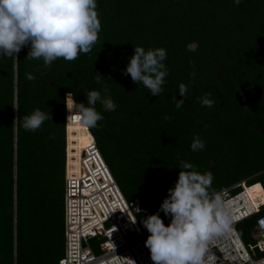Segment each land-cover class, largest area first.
Segmentation results:
<instances>
[{
    "label": "trees",
    "instance_id": "trees-1",
    "mask_svg": "<svg viewBox=\"0 0 264 264\" xmlns=\"http://www.w3.org/2000/svg\"><path fill=\"white\" fill-rule=\"evenodd\" d=\"M96 3L101 29L88 53L47 67L25 58L27 46L17 59L0 56V264H58L64 256L66 137L77 174L80 135L94 137L116 181L123 187L120 171L134 184L128 199H140L144 215L157 210L180 161L211 172L212 193L264 184V0ZM134 46L166 49L158 96L123 72ZM180 84L186 93L177 108ZM90 90L110 95L115 110L97 103L98 126L73 123L66 134V94L86 105ZM206 93L211 107L200 103ZM37 108L51 120L26 131L23 116ZM194 137L203 150H191ZM263 207L238 223L241 234Z\"/></svg>",
    "mask_w": 264,
    "mask_h": 264
},
{
    "label": "clouds",
    "instance_id": "clouds-1",
    "mask_svg": "<svg viewBox=\"0 0 264 264\" xmlns=\"http://www.w3.org/2000/svg\"><path fill=\"white\" fill-rule=\"evenodd\" d=\"M233 2L239 4L240 0ZM96 7V0H0V56L17 59L21 48L27 46L25 58L42 59L47 67L57 58L71 61L81 53H88L97 42L101 29ZM165 58L166 49L163 47L146 50L142 46H134L123 72L130 75L134 84L141 83L150 95L158 96L168 75ZM27 78L34 79L31 74ZM104 91L107 92V89ZM185 93L186 86L180 84L178 94L182 99L173 97L177 108L183 103ZM84 94L86 105L77 102L71 91L68 92L66 98L71 99L65 103L66 108L70 114L75 109L77 123L89 129L95 128L97 122L103 119L102 112L95 105L99 103L103 111L110 112L115 110L116 104L110 95H102L98 90ZM200 103L211 107L213 100L206 93ZM164 118L169 119L168 116ZM46 120H51V114L37 108L23 116L22 127L26 131H35ZM189 146L192 151H198L203 150L205 144L194 137ZM177 167L180 169L177 179L166 190L167 194L157 210L146 216L141 215L140 223L148 233L144 245L149 250L152 264H205L207 241L230 227L229 209L222 198L215 194L223 189L214 193L209 191L211 172L200 173L194 165L185 161H180ZM241 182L247 189L245 181ZM237 186L241 187L239 193L243 186ZM133 209L138 213L143 211L138 207ZM260 211H252L245 218ZM160 212L168 219L167 224ZM245 218L237 221L239 235L238 223ZM135 221L132 220L133 223ZM256 250L264 255V251Z\"/></svg>",
    "mask_w": 264,
    "mask_h": 264
},
{
    "label": "built area",
    "instance_id": "built-area-1",
    "mask_svg": "<svg viewBox=\"0 0 264 264\" xmlns=\"http://www.w3.org/2000/svg\"><path fill=\"white\" fill-rule=\"evenodd\" d=\"M79 165L80 174H70L66 161L65 254L58 264H130L136 259L152 264L144 245L148 233L133 209H142L141 201L122 194L94 138L81 150ZM238 185L243 190L237 194L227 188L215 193L226 203L231 223L227 231L207 241L205 264H264V255L255 256L257 248L264 251V216L257 219L260 238L252 245L246 246L236 229L237 221L260 211L264 201L256 205L247 198L244 183ZM90 239L99 240V253Z\"/></svg>",
    "mask_w": 264,
    "mask_h": 264
},
{
    "label": "rangeland",
    "instance_id": "rangeland-1",
    "mask_svg": "<svg viewBox=\"0 0 264 264\" xmlns=\"http://www.w3.org/2000/svg\"><path fill=\"white\" fill-rule=\"evenodd\" d=\"M68 99H67V102H68ZM67 123H68V110L66 111V126H67ZM81 135H82V133H81ZM81 135H80V137H81ZM67 142H68V139H67ZM83 142H86V140H83ZM89 144L90 143L87 142L85 145L81 146V148H85V147L89 146ZM66 157H67V161L69 162L68 151H66ZM113 164H115V163H113ZM118 171H119V169H118ZM69 173H70V170H69ZM119 175L121 177L120 179L123 182L122 183L123 184V187H122L120 185V183L118 182V180H117L118 185H119V188H120L122 194L125 196V198L128 199V198H130L133 195V192L135 191L134 184L131 181H129L128 179H126L125 176L120 171H119ZM115 178H116V176H115ZM241 183H243V182H241ZM254 187L257 188L258 191L256 193L253 192L252 193L253 196L256 195V194H259V193L264 192V184L262 182L257 183V185L256 184L251 185V188H254ZM263 213H264V207H263ZM141 215L146 216L143 213H137L136 216H137L138 220H140ZM160 216H161L162 219H164V223H168V219L167 218H164V214H160ZM239 233H240L241 239L243 240V242L247 246L256 243L257 239L260 238V236L257 234L258 233V227L256 225V221L253 224H251V225L244 226V229H243L244 235L241 234V232H239ZM90 245H91V247H92V249L94 250L95 253H99L100 252L99 240H97V239H90ZM255 252H256V254H255L256 257H259V256L262 255V254L258 253L256 250H255Z\"/></svg>",
    "mask_w": 264,
    "mask_h": 264
},
{
    "label": "bare ground",
    "instance_id": "bare-ground-1",
    "mask_svg": "<svg viewBox=\"0 0 264 264\" xmlns=\"http://www.w3.org/2000/svg\"><path fill=\"white\" fill-rule=\"evenodd\" d=\"M70 98V97H69ZM70 100V99H69ZM73 112V111H72ZM74 113L75 112H73V114H70L69 113V110H68V128H69V126L71 125V124H73V123H77L76 121H75V118H74ZM70 114V115H69ZM89 129V128H88ZM93 136V135H92ZM83 140H86V142H83ZM91 141H92V138H91V136H90V134L89 133H83L82 135H81V137H80V142H79V144L77 145V146H83V145H85L87 142L88 143H91ZM68 144H67V151H68V155H69V170L70 171H74V172H76V165L74 164V166H73V169H72V165H71V163H70V150H72L73 148H71L70 149V146H69V139H68V142H67ZM71 145V144H70ZM77 150V149H76ZM82 150V149H81ZM79 168H80V165H79ZM72 172H70V174H71ZM78 174H80V169L78 170ZM71 179V178H70ZM256 185H257V183H256ZM256 187V186H255ZM252 193H253V188H251V186H248L247 187V189H246V194H247V198H249V199H251V201H253V203H255L256 205L258 204V202H259V200H262V201H264V192H262V193H259V194H256V195H252ZM136 262V263H135ZM130 264H140L139 262H138V259H136V261H133V262H130ZM144 264V263H143Z\"/></svg>",
    "mask_w": 264,
    "mask_h": 264
}]
</instances>
